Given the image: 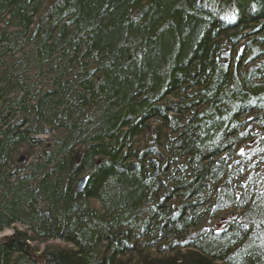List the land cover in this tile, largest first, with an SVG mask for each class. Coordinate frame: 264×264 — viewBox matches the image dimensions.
<instances>
[{
	"label": "trees",
	"instance_id": "trees-1",
	"mask_svg": "<svg viewBox=\"0 0 264 264\" xmlns=\"http://www.w3.org/2000/svg\"><path fill=\"white\" fill-rule=\"evenodd\" d=\"M8 229L0 264H264V0H0Z\"/></svg>",
	"mask_w": 264,
	"mask_h": 264
},
{
	"label": "water",
	"instance_id": "water-1",
	"mask_svg": "<svg viewBox=\"0 0 264 264\" xmlns=\"http://www.w3.org/2000/svg\"><path fill=\"white\" fill-rule=\"evenodd\" d=\"M82 156V152H78L77 155H76V162L77 164L80 162V158ZM87 182H88V176H85L83 178L80 179V181L78 182V184L76 185V191L77 192H82L86 185H87Z\"/></svg>",
	"mask_w": 264,
	"mask_h": 264
},
{
	"label": "rangeland",
	"instance_id": "rangeland-1",
	"mask_svg": "<svg viewBox=\"0 0 264 264\" xmlns=\"http://www.w3.org/2000/svg\"><path fill=\"white\" fill-rule=\"evenodd\" d=\"M11 233H13V230L12 229H8V230H6L5 232H3V233H0V237H3V236H5V235H10ZM50 244H56V245H60L61 244V246H65L62 242L61 243H59V242H49V245ZM44 247H45V244H42L41 246H40V249H44Z\"/></svg>",
	"mask_w": 264,
	"mask_h": 264
},
{
	"label": "snow or ice",
	"instance_id": "snow-or-ice-1",
	"mask_svg": "<svg viewBox=\"0 0 264 264\" xmlns=\"http://www.w3.org/2000/svg\"><path fill=\"white\" fill-rule=\"evenodd\" d=\"M241 154H243V152Z\"/></svg>",
	"mask_w": 264,
	"mask_h": 264
}]
</instances>
